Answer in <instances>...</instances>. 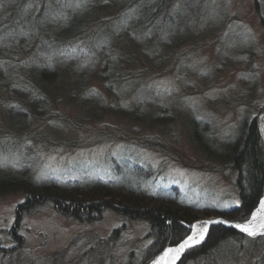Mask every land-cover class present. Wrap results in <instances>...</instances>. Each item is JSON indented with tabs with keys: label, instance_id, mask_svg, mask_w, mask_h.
<instances>
[{
	"label": "rangeland",
	"instance_id": "374dc122",
	"mask_svg": "<svg viewBox=\"0 0 264 264\" xmlns=\"http://www.w3.org/2000/svg\"><path fill=\"white\" fill-rule=\"evenodd\" d=\"M35 1L0 0V172L141 182L140 194L196 207L188 235L202 220L245 221L228 213L240 202L237 171L199 148L191 130L205 124L220 145L256 120L264 136V0H159L166 18L151 24L145 0L136 8L127 0ZM78 27L79 42L59 43L67 39L58 30L70 36ZM62 48L76 57L77 73L67 70L62 84L36 80L37 68L66 62ZM25 199L22 190L0 194V264H153L180 243L143 259L152 243L147 219L112 208L75 219L51 201L17 219ZM211 227L177 264H264V231L235 230L192 255Z\"/></svg>",
	"mask_w": 264,
	"mask_h": 264
},
{
	"label": "trees",
	"instance_id": "16d2710c",
	"mask_svg": "<svg viewBox=\"0 0 264 264\" xmlns=\"http://www.w3.org/2000/svg\"><path fill=\"white\" fill-rule=\"evenodd\" d=\"M129 1L127 0V2ZM142 1L131 0L127 4L125 0V4L129 8H136L145 2L141 9L143 8L142 11L146 12L149 24L161 16L166 18V13L160 12L161 2L159 0ZM37 2H41L40 7H44L46 4V0H36L34 3ZM18 5H23L22 1ZM77 20L78 18L74 17L72 21L74 23ZM83 29L84 27H78L73 33H71V30L70 36L58 30L59 35L67 39L58 40L59 43L72 44L76 41L79 42L78 38L82 35ZM78 34L81 35L77 36ZM92 43L90 39L88 47ZM54 48L59 52L61 47L54 46ZM62 50L63 57H66V62L62 64L61 68H55L50 64L39 67L36 69V73L33 71L36 75V80L38 79L43 83L50 81L54 85L58 82L62 84L66 73H68L67 70L72 69L76 72L75 68L78 66L76 57L71 55L73 53L70 50L64 48ZM87 58L86 56L85 59ZM91 65V63L88 64L82 73H78L80 80L82 79L83 81L81 85L87 84ZM15 76V78H19L17 75ZM70 82L69 78V81L63 85H67ZM70 84H73V82ZM14 115L15 113L10 110L9 117L13 118ZM24 118V116L21 117V119ZM25 124L26 122L24 121L23 129H25ZM194 125L195 129L192 128L191 132L198 147L210 157L233 167L237 171L240 202L238 205L232 206L234 208L228 210V213L232 215L241 213L242 216H238L239 218L242 220L248 219L258 206L264 192V136H262L261 124L256 120H244L238 133L225 139L220 145H215L212 139V131L209 127L205 126V124L199 126L195 123ZM112 181L86 183L78 180L62 181L60 178L55 177L37 179L28 176L25 172L13 173L8 170L0 172V194L15 190L26 192L25 201L18 205L17 219L23 213V210L38 209L41 203L46 201L53 202L62 212L69 214L75 219L92 218L106 208L117 209L126 216L143 220L147 219L151 227L152 243L144 250L143 259L150 254L154 257L167 245H175L188 235L189 225L192 224L190 219L196 214L194 205L186 204L179 197L177 200L169 201L165 197L154 198L140 194L138 189L141 187V182L122 183ZM224 215L226 216L227 214ZM230 234L233 236L238 233L224 224H215L211 227L205 241L200 246L189 251H193L192 255L199 252L205 253L212 247L215 240L231 236ZM131 254L132 252L128 254L130 259H137L136 253H134L133 257ZM126 264L131 263L128 262Z\"/></svg>",
	"mask_w": 264,
	"mask_h": 264
},
{
	"label": "bare ground",
	"instance_id": "6f19581e",
	"mask_svg": "<svg viewBox=\"0 0 264 264\" xmlns=\"http://www.w3.org/2000/svg\"><path fill=\"white\" fill-rule=\"evenodd\" d=\"M213 220L214 219H209V220H202L196 222L192 226V230L190 234L185 239H183L180 246H178L177 244L178 247H174V248L171 247V249L165 250L155 260L153 264H177L176 262L179 259V257L183 256L188 248L200 243L205 238L209 230L210 223ZM228 223L246 234L249 233L243 231L239 226L241 225L248 226L250 230L255 232L256 234L263 232L264 231V194L262 195L258 206L254 209L251 216L247 220L243 222L228 221Z\"/></svg>",
	"mask_w": 264,
	"mask_h": 264
},
{
	"label": "water",
	"instance_id": "95a60500",
	"mask_svg": "<svg viewBox=\"0 0 264 264\" xmlns=\"http://www.w3.org/2000/svg\"><path fill=\"white\" fill-rule=\"evenodd\" d=\"M228 219H225V218H214V220L213 221H211V223H210V226L211 225H215V224H224L225 226H227V227H230V228H232V229H234V230H237V231H240L239 229H237L236 227H234L233 225H231V224H229L228 223V221H232V220H228ZM240 232H242V231H240ZM181 243H182V241L178 244V246H180L181 245ZM177 245L176 246H170V247H167L165 250H168V249H171V247H178ZM164 250V251H165ZM163 251V252H164ZM182 257V256H181ZM181 257H179V259L177 260V262L176 263H178L179 262V260H180V258Z\"/></svg>",
	"mask_w": 264,
	"mask_h": 264
},
{
	"label": "snow or ice",
	"instance_id": "6c2138e0",
	"mask_svg": "<svg viewBox=\"0 0 264 264\" xmlns=\"http://www.w3.org/2000/svg\"><path fill=\"white\" fill-rule=\"evenodd\" d=\"M239 227H241V229H242L243 231L248 232L249 235H256V233L253 232V231H251L250 228H249L248 226H243V225H241V226H239Z\"/></svg>",
	"mask_w": 264,
	"mask_h": 264
}]
</instances>
